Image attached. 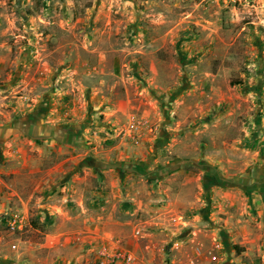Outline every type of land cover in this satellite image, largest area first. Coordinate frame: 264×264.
<instances>
[{"label": "rangeland", "instance_id": "obj_1", "mask_svg": "<svg viewBox=\"0 0 264 264\" xmlns=\"http://www.w3.org/2000/svg\"><path fill=\"white\" fill-rule=\"evenodd\" d=\"M111 168L154 264H264V0H0V264L128 254L84 233Z\"/></svg>", "mask_w": 264, "mask_h": 264}, {"label": "crops", "instance_id": "obj_2", "mask_svg": "<svg viewBox=\"0 0 264 264\" xmlns=\"http://www.w3.org/2000/svg\"><path fill=\"white\" fill-rule=\"evenodd\" d=\"M33 137L34 136H32L30 133L24 135L17 133L12 135L11 138L6 141V143L10 144V147L12 148L11 153L15 154L20 152L21 150L23 151V149L20 148V142L18 141V139H26L27 143L35 146L31 142V138ZM27 150L25 151L27 152ZM14 158H16L17 161L21 162L20 155H15ZM29 158H33V156L31 155ZM22 163L23 165H20L21 170H23L22 168H24L25 161H22ZM20 172V170H17L15 168L12 169V173L14 174H19ZM104 176L106 182V189L104 190L105 192H108L107 190H109L112 196L102 203L104 207L97 217H90V223L85 227L86 231H84V233H87L86 236L93 239L96 242V245L100 247V254H103L105 251L113 252L117 251V249H120L134 257V260L132 262L118 261L116 264H154L152 253L158 247V238L153 237L155 236L153 233H156V231H158L156 225H159V232H163V229L161 228L165 227V225L170 227L169 225L171 224V222L166 216L158 214H153L152 216L149 214V212H151V210L149 209L150 205L141 200L140 195L137 192L138 186L133 177L128 175L125 182L123 184H120V176L118 172L113 170V168L105 170ZM41 185L42 184L40 183L35 187V189H39ZM11 188L12 190L10 192V199L14 200L15 195H17L19 196L22 204V208L19 209L20 213H16L15 217H21L20 219L23 222L27 220V215L25 213L27 211L29 200L33 195H31L30 197H25L20 195L14 187ZM116 208H120V211L118 213L117 211H115ZM21 212H24V214H22ZM49 213L50 211L48 212V214ZM118 215H120V217H118ZM87 220L88 219H86V221ZM148 226L149 228L147 232L146 227ZM151 227L154 228L150 229ZM170 229L172 228L170 227ZM137 230L143 233L146 237L137 236ZM76 232H78L76 229H74L73 231H69V233ZM165 234L168 236H172L173 233ZM174 238L176 237L173 236V239ZM52 239L53 241H57L58 237L53 236ZM102 264L112 263L110 259H106L102 261Z\"/></svg>", "mask_w": 264, "mask_h": 264}, {"label": "built area", "instance_id": "obj_3", "mask_svg": "<svg viewBox=\"0 0 264 264\" xmlns=\"http://www.w3.org/2000/svg\"><path fill=\"white\" fill-rule=\"evenodd\" d=\"M10 227L13 231L20 228L21 227V220L18 217H14ZM121 258H123L126 262H132L133 261V256L130 254H125V255L116 254L113 257V259L116 261H119Z\"/></svg>", "mask_w": 264, "mask_h": 264}]
</instances>
